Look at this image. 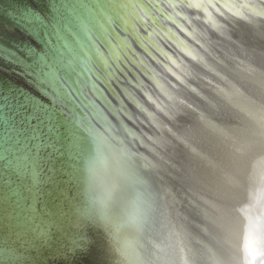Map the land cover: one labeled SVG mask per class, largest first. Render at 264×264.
<instances>
[{
	"label": "water",
	"instance_id": "water-1",
	"mask_svg": "<svg viewBox=\"0 0 264 264\" xmlns=\"http://www.w3.org/2000/svg\"><path fill=\"white\" fill-rule=\"evenodd\" d=\"M0 264H264V0H0Z\"/></svg>",
	"mask_w": 264,
	"mask_h": 264
}]
</instances>
